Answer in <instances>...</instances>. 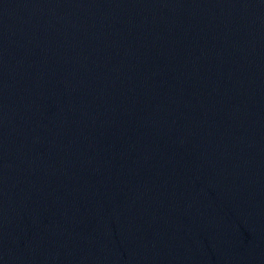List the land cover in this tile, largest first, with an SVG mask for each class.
<instances>
[{"label": "water", "instance_id": "1", "mask_svg": "<svg viewBox=\"0 0 264 264\" xmlns=\"http://www.w3.org/2000/svg\"><path fill=\"white\" fill-rule=\"evenodd\" d=\"M0 264H264V0H0Z\"/></svg>", "mask_w": 264, "mask_h": 264}]
</instances>
